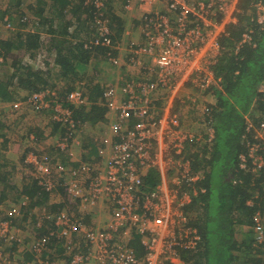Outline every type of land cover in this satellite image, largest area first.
<instances>
[{
	"label": "trees",
	"instance_id": "trees-1",
	"mask_svg": "<svg viewBox=\"0 0 264 264\" xmlns=\"http://www.w3.org/2000/svg\"><path fill=\"white\" fill-rule=\"evenodd\" d=\"M104 3L108 45L97 39L95 19L100 10L89 0H5L0 8V66L5 68L0 75V101L14 107L25 104L32 94L44 93L45 100L52 102L50 106L58 102L68 108L77 125L102 120L105 107L98 100L103 90L97 83L90 84L93 77L87 79V73L81 70L90 66L95 70L100 60L108 62L107 53L116 55L118 24ZM256 4L264 6V0H239L237 24L226 26L219 37L221 51L212 66L219 86L212 85L206 91L214 102H205L206 108L199 110L203 125L212 130V135L204 132L198 137L193 132L186 141L184 160L197 179L183 185L191 196L184 213L199 241L194 249H179L184 264H264V240L255 239L253 231L255 216L264 221V168L252 165L255 155L264 152V138L257 137L256 132L264 120V98L257 90L264 81V21L256 22ZM43 52L51 58L44 63L46 66L34 67L26 60L25 56L32 59ZM58 81L66 84L62 86ZM79 83L91 103L88 110L66 101L67 93ZM159 103L155 101L153 106L159 107ZM249 121L253 123L250 128ZM52 128L66 136L62 123L52 120ZM253 145L257 146L254 153ZM46 155L56 160L52 153ZM23 160L24 156L21 163L30 167ZM241 163L245 167L241 168ZM10 164L0 157V204L8 202L2 212L5 220L15 227V223L22 222L20 231L34 229L32 236L37 232L44 239L42 259L63 255L51 231L56 228V215L70 212L65 186L59 180L49 191L43 180L31 174L17 183L12 180L14 168ZM159 182V173L149 170L142 176L141 194ZM53 193L62 200L52 202ZM38 218L41 227L36 226ZM132 233L128 246L141 257L145 251L140 236ZM5 251L10 263L16 256L21 258L18 263L33 260L28 251L16 252L15 243L7 245Z\"/></svg>",
	"mask_w": 264,
	"mask_h": 264
},
{
	"label": "built area",
	"instance_id": "built-area-1",
	"mask_svg": "<svg viewBox=\"0 0 264 264\" xmlns=\"http://www.w3.org/2000/svg\"><path fill=\"white\" fill-rule=\"evenodd\" d=\"M89 1L100 10L95 19L97 39L108 45L109 28L102 14L104 2ZM238 1L138 0L140 5L151 7L159 2L164 10L146 9L139 18L143 41L130 47L128 60L137 69L138 79L122 83L120 87L111 84L103 91L105 104L114 112L110 129L115 140H104L109 152L99 150L101 157L107 153L106 159L97 164L79 161L74 165L59 159L51 161L47 155H34L29 160L32 165L29 173L43 180L47 190L53 188V174L61 180L81 215L62 212L53 216L56 228L51 233L56 234L63 253L70 256L69 264H89L90 261V264L93 261L94 264H169L181 260L179 249L196 247L199 236L195 229L188 227L184 213L191 196L183 189L185 183L197 179L192 177L184 160L186 141L193 132L182 128L179 112L167 107V102L183 81L205 94L212 85L219 86L212 66L221 51L219 37L225 33L226 26L238 22L241 13ZM254 7L256 22L261 24L264 6L256 4ZM244 37L247 38L246 34ZM107 54L110 65H119L116 56ZM257 90L264 98V81ZM118 91L123 98H118ZM164 94L166 97L161 98ZM158 100L161 105L153 106ZM66 101L80 107L90 103L80 83L67 93ZM26 103L37 110L50 106L44 93L32 94ZM19 104H14V108ZM53 104V120L62 123L67 130L66 138L57 147L72 161L67 138L76 133L78 125L68 108L58 102ZM198 107L199 110L206 108L202 103H198ZM131 120L134 122L129 124ZM247 126L250 128L253 123L249 121ZM209 131L211 136L212 130ZM256 132L257 137L264 138V120ZM256 149L253 145L252 153ZM240 165L245 167L243 163ZM252 165L264 168V152L255 155ZM149 170L159 173L160 182L142 195V176ZM100 201L107 203L113 217V222L101 231L82 220L85 211ZM37 220L36 226L41 227L40 219ZM253 220L255 239L262 241L264 221L256 216ZM19 232L5 218L0 219V264H54L46 257L42 259L44 239L39 238L37 232L31 247L23 245ZM131 232L140 236L145 251L141 257L128 246ZM78 240L85 242L84 251L77 247ZM12 243L16 244V252L23 250L33 254V260L18 263L21 258L16 256L10 263L5 248Z\"/></svg>",
	"mask_w": 264,
	"mask_h": 264
},
{
	"label": "crops",
	"instance_id": "crops-1",
	"mask_svg": "<svg viewBox=\"0 0 264 264\" xmlns=\"http://www.w3.org/2000/svg\"><path fill=\"white\" fill-rule=\"evenodd\" d=\"M102 1L104 2V0ZM105 2H107L106 7L108 11L113 16H116V21L118 24L116 25L115 29L118 32V34L115 35V46L117 49L115 51V56L120 60V63L119 65L112 66L109 64V62L100 60V63H98L96 69L91 71V73L93 74H91L87 68H83L81 70V72L85 71V73H87V79L93 77L90 84H99V87L102 88L103 91L107 86L111 84H115L120 87L122 83L133 82L138 79L137 69L135 68V66L130 65L128 63V60L130 57V47H135L136 45L141 44L143 41L139 18L146 9L155 8L161 11L164 10V6L159 2L153 4L152 7L147 4L140 5L138 0H105ZM184 88L185 87H180L176 89L173 93L170 94L169 99L172 95L176 96V94L178 93L179 95H182L184 93ZM117 95L118 98L124 97V95L119 91ZM102 97H100L98 100V103L105 107L102 120L95 122L89 120L81 123L78 122L79 125L77 128V132L71 138H67L69 150L71 151V153H73L72 161H69V158L57 147V144L63 141V138H66L65 135H61V131H54L52 126L50 127L49 125V122L52 124L53 120V105L45 107L38 112L30 109L29 106L32 107L31 105L22 106L24 103H21L20 106L14 108V113L10 112L9 114L8 110H10V107H13L12 105H9L12 103L9 104L0 101V116L4 115L14 118L12 124L16 125V127H20L18 125L19 123L23 126L24 123L22 121H27L28 118L30 119V115L32 118L29 122H27L31 123L32 126H29L28 130L24 134L22 133L23 131L19 132V129H15L14 132H12V136L11 132H6L5 128L7 127L2 122H0V157H2L7 162H10L11 160L16 162V160L19 158L17 161L19 162L24 156V164L27 163L30 165V167H28L32 168V165L29 163L31 157L34 155H46L49 152L47 153L42 150L45 149L47 151H50L51 149L48 148L53 147V149L60 154L59 156L61 158L58 157L59 160L61 162L69 163V165H74L79 161H89L96 164L103 162L108 155L107 153H105L104 157L99 156V150L100 148H103L105 152H109V145L105 144L104 140H115V136L112 134L110 129V123L113 120L114 112L109 110V107L107 106V104H105ZM164 97H166L165 94L162 95L161 98ZM50 104H52V102H50ZM159 104L161 105V103ZM90 105L91 103L82 107L85 110H88L90 108ZM2 111L6 112V114ZM47 119L49 122L47 121ZM133 122L134 120H131L129 124H132ZM35 127H37V129ZM37 132L38 134H40V137H37ZM26 136H28V138ZM26 140L28 143L26 142ZM50 143L52 144L49 145ZM51 180L53 183L59 181L55 174L51 176ZM60 197L61 196L58 193H53L51 195V201L58 203L62 200V198ZM76 211L77 206L74 209V214ZM109 214L110 213L108 211L107 203L104 201H100L96 205L90 206V208L85 211V214H83V221L89 227L97 226L104 228L105 224H107V222L110 220ZM132 234L133 233L131 232L130 237H132ZM84 243L85 242L83 240H78L77 247L82 251H84ZM62 254L63 255L61 256L51 257V262H53L54 264H69V255L64 254L63 252ZM169 264H184V261H173Z\"/></svg>",
	"mask_w": 264,
	"mask_h": 264
},
{
	"label": "rangeland",
	"instance_id": "rangeland-1",
	"mask_svg": "<svg viewBox=\"0 0 264 264\" xmlns=\"http://www.w3.org/2000/svg\"><path fill=\"white\" fill-rule=\"evenodd\" d=\"M4 1L5 0H0V8H2V6L4 4ZM253 12H255V9L253 10ZM250 13H252V12L250 11ZM2 33H3V29L0 26V35H2ZM126 48H127V46H126ZM25 57H26V60L32 66H34V67H40V68L43 67L42 65L45 62H49V59H51L50 56L46 55L44 52H43V54H41V55H39V56H37L35 58H32V59L29 58V57H27V56H25ZM44 66H46V65L44 64ZM92 67L93 66H90V68L88 69L90 73L92 71ZM4 70H5V68L2 67V66H0V75L4 72ZM91 74H93V73H91ZM59 84L63 86L64 84H66V82L65 81H61V82H59ZM180 87H185L184 88V93L182 95H179V93L176 94V96L175 95H172L171 98L169 99V102H167V107H172V108H174L175 110H177L179 112V114H180V121H181V124H182V128H184L185 130H187L189 132L196 133L198 135V137L199 136L203 137L202 136L203 135L202 133H204V132L205 133L208 132V134H209L210 133V131H209L210 129L209 130H206V126L203 125L202 118L199 115L198 103L204 104L207 101H209L210 103H213L214 102L213 96L211 94H205L203 92H200V91L196 90L195 88L192 87V84H190L189 82L183 81V83L179 86V88ZM175 98L177 99V102H176V99ZM11 105L12 104H10L9 106H11ZM29 105L30 104L25 103L22 106H29ZM29 108L32 109V110H35V111H38L39 112V110L35 109L34 107H30L29 106ZM2 112H4V111H2ZM10 112L14 113V107H10V110H8V113L10 114ZM4 113L6 114V112H4ZM13 119L14 118H12V117H7V116H4V115L3 116H0V122H2L7 127V128H5L6 132H11V136H12V132H14L15 129H19L18 130L19 132L20 131L21 132L23 131L22 133L24 134L28 130V127L29 126H32L31 123H27V122H29L32 119L31 118V115H30V119L28 118L27 121H25V120L22 121L24 123L23 126L20 123L18 124L20 127H18V126L16 127V125H13L12 124L13 123L12 122ZM47 121H48V119H47ZM49 125H50V127L52 126V124L50 122H49ZM35 128L37 129V127H35ZM37 134H38V132L36 133V135ZM26 142H27V140H26ZM51 144L52 143H50L49 145H51ZM48 149H51V150L50 151H47V150L43 149L42 151H45L47 153L48 152L52 153V156L55 159L61 158L59 156L60 154L58 152H56V150H54L53 147H49ZM19 156H20V154H19ZM18 159L16 160V162L13 161V160H11L8 163H9V165H11L10 163H12V166L14 168L12 170L13 172L11 171L12 172V180L15 181V182H17V183H20V181L22 180L23 176H26L27 174H30L29 173L30 172V168L29 167H26L25 165H23V163H21V161L17 162ZM2 186H3V184L0 183V187H2ZM13 194H14V191L13 192H10V196H12ZM7 204H8V202H6L4 204H2V203L0 204V219L4 218L2 212H3V210H6L5 207L7 206ZM67 206H68L67 209L74 214V209L76 207V204L74 203V201L70 200L68 202ZM82 220H83V218H82ZM112 222H113V217L110 215V220L107 222V224H105V227L104 228L97 227V226H92V228L93 229H98L100 231L101 230H105L108 227V225L111 224ZM15 225H16V229H19V227L22 225V222H17V223H15ZM29 227L32 229L33 225L29 224ZM28 230H30V229H28ZM28 230H23V231L21 230V232H19V234L21 236L20 238H22L21 240L23 242V245L24 246H27V247H31L32 246V243L34 241L32 234H33V232L35 230L34 229H32L31 231H28ZM17 246H19V245H17ZM53 257H57V255L54 254Z\"/></svg>",
	"mask_w": 264,
	"mask_h": 264
}]
</instances>
